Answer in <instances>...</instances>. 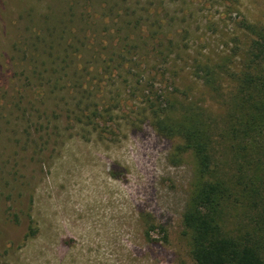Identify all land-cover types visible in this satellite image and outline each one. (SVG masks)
I'll list each match as a JSON object with an SVG mask.
<instances>
[{
	"label": "rangeland",
	"instance_id": "obj_1",
	"mask_svg": "<svg viewBox=\"0 0 264 264\" xmlns=\"http://www.w3.org/2000/svg\"><path fill=\"white\" fill-rule=\"evenodd\" d=\"M72 1L0 0V264H195L183 215L197 184L196 160L177 152L179 139L158 133L150 105L165 109L171 99L176 118L185 109L201 117L222 137L216 160H230L233 75L252 38L243 22L264 27V0H91V8L76 0L70 18ZM60 16L69 27L64 35ZM48 21L58 29L53 51L44 41ZM85 25L105 37L100 50L90 32L82 48ZM19 40L28 61L40 60L37 43L48 49L43 59L52 55L42 72L50 85L62 72L57 102L38 103L32 88L25 91ZM73 47L83 53L82 89L66 75L65 49ZM206 66L210 81L202 78ZM86 92L97 116L80 122L71 98L81 95L86 109Z\"/></svg>",
	"mask_w": 264,
	"mask_h": 264
},
{
	"label": "trees",
	"instance_id": "obj_2",
	"mask_svg": "<svg viewBox=\"0 0 264 264\" xmlns=\"http://www.w3.org/2000/svg\"><path fill=\"white\" fill-rule=\"evenodd\" d=\"M77 3L73 0V6L68 8L70 18L75 17ZM86 3L88 8L95 6V1L86 0ZM85 10L88 9L85 7ZM111 12H114L113 9ZM87 14L89 15L86 20L89 25H92L95 23L92 20V14ZM50 16L52 15L47 16V20H51ZM59 20L62 27L65 25L61 32L64 35V31L68 32L69 27L66 26V19L60 16ZM243 23L252 38L243 69L240 73L233 75L236 88L232 107L226 117L230 160L223 159L224 161L218 162L219 157L216 160L215 152L221 151L223 146L222 137L212 136L213 133L202 122L201 117L199 118L198 115L192 117L190 110L183 109L181 117L176 118L177 106L171 99L166 100L165 109L155 104L150 105V110L153 112V126L158 133L170 140L179 139L182 144L177 147V152L190 151L196 160L197 184L183 215V224L195 264H264V27L249 21ZM98 31L94 28L89 31L88 25L79 30L83 34L82 48L88 47L90 33L95 34L94 49L100 50L103 44H106L105 37L102 41L97 38L101 33ZM44 33L46 37L44 41L50 42V49L53 51L54 36L58 33L57 26L48 21ZM72 38H75V35L72 34ZM64 40L65 37H63ZM113 41L115 43V39ZM34 47L35 53H39L40 60L31 58L28 61V54L31 53L26 49L23 40H19V47H17V53L22 54V57L18 55L17 57L23 64V75H26L28 83L25 91L32 88L38 103L40 98L42 103L43 101L44 103L57 102V98L54 99L53 96L62 84L60 82L62 72L54 77V83L50 85L46 81L45 72L42 71L48 70L49 60L52 64V55L43 59V54H47L48 50L46 46L43 47L37 43ZM110 50L111 46L108 54ZM65 52L66 62L69 63L68 68L71 70L70 74L66 73L69 83L73 84V89H82L87 78L82 49L73 47L71 53L68 49H65ZM99 55L100 53H97L94 57L98 58ZM109 60L114 62V56L111 55ZM14 61L17 64V59ZM121 62L128 66L133 64L124 57ZM42 67L44 70L41 69ZM133 69L132 65L129 71ZM201 72L202 78L210 81L213 73L209 68L203 67ZM94 87L98 88V86ZM69 98L64 96L63 100L69 102ZM83 98H86V109H84L81 95L71 98L73 101L78 100L77 107L72 112L80 117V122L84 121L83 118L94 120L97 110H93L88 102L89 93L86 92V97ZM86 110L90 115H85ZM145 112L146 109L141 116H144ZM240 207L244 211L238 218ZM229 222L235 224V229L232 231L226 228ZM35 232V229L30 227L32 236Z\"/></svg>",
	"mask_w": 264,
	"mask_h": 264
}]
</instances>
